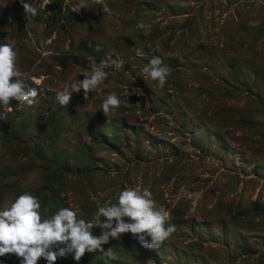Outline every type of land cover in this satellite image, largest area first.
<instances>
[{"label": "rangeland", "instance_id": "1", "mask_svg": "<svg viewBox=\"0 0 264 264\" xmlns=\"http://www.w3.org/2000/svg\"><path fill=\"white\" fill-rule=\"evenodd\" d=\"M30 3L37 15L28 20L20 0H0V43L38 92L32 105L0 108V210L30 193L51 218L60 190L63 207L90 220L96 201L149 190L170 212L171 237L148 249L121 234L102 246L114 259L85 253L79 264L94 256L92 264H264V0H109L111 14L96 0ZM153 56L172 70L164 88L142 71ZM112 60L123 66L105 69L88 99L81 90L58 103L93 64ZM112 93L122 103L106 117L101 105ZM0 264L20 261L11 254Z\"/></svg>", "mask_w": 264, "mask_h": 264}, {"label": "clouds", "instance_id": "2", "mask_svg": "<svg viewBox=\"0 0 264 264\" xmlns=\"http://www.w3.org/2000/svg\"><path fill=\"white\" fill-rule=\"evenodd\" d=\"M20 3L28 20L37 15V9L30 0H20ZM96 3L104 13L111 14L109 0H96ZM136 26L141 30L150 27L143 22ZM144 54L142 49H136L138 57ZM16 57L11 45L0 43V108L10 106L12 101L32 105L38 95L35 88L19 78ZM113 65L120 69L123 61L93 64L83 80L73 84L70 89L59 92L56 100L60 105L67 106L72 95L81 90L84 98L88 99L89 93L96 91L108 79L109 73L105 69ZM142 71L159 88H164L172 70L159 56H153ZM136 91L142 94L140 90ZM121 103L117 94H109L101 105V111L107 117ZM4 119L5 116L0 111V120ZM180 194L188 200L198 199L200 196L199 192H191L184 187H181ZM151 195L149 190L141 193L134 188L124 189L119 193L116 204L105 205L96 201L95 213L90 220H85L79 218L73 209L64 207L51 218L42 219L38 198L30 193L22 194L10 207L0 210V258L14 254L20 264H38L41 258L46 264H56L58 258L71 256L79 264L85 253H100L103 257L114 259L113 249L105 250L102 246L108 244L110 239L119 240L121 234L126 233L133 234V238L145 248L159 249L176 231V226L167 223L170 212L162 207L157 209ZM124 218H128L130 222H125ZM97 226L102 229L98 237L92 231Z\"/></svg>", "mask_w": 264, "mask_h": 264}, {"label": "trees", "instance_id": "3", "mask_svg": "<svg viewBox=\"0 0 264 264\" xmlns=\"http://www.w3.org/2000/svg\"><path fill=\"white\" fill-rule=\"evenodd\" d=\"M69 15L71 16V13H69ZM99 18H100V16H98V17H96V22H98L99 21ZM242 27H244V25L243 24H238L237 25V27L235 28V30H234V32H236L237 30H239V29H242ZM245 31H247L248 30V28L246 29V28H243ZM232 92V91H231ZM207 94H209V93H207ZM227 94V96H231V94H230V91H228V93H226ZM263 104H264V101H263ZM60 127H61V125H60ZM57 128H59V126L57 127ZM56 130V129H55ZM55 137H57L58 136V133H57V131H56V133H55V135H54ZM54 157H55V160H57V162H59V161H61V162H59V163H61V164H63V165H65V163H66V161L64 160V154H60V155H58V156H56L55 154L53 155ZM61 168H59V171L61 172ZM54 192H55V196L53 197L54 199H53V202H52V207L50 208L49 207V204H48V207H49V213H48V217H52L61 207H63L64 206V204H63V200H61V198L59 197L60 196V190H58V191H56V190H54ZM118 196H119V194H118ZM118 196L117 197H115V199H114V204H116L117 202H118ZM56 198H58V199H56ZM48 207H46L45 206V208H48ZM257 207L259 208V207H262V204H260V203H257ZM244 212H240V211H238V212H236L235 214H234V216H233V218H238L239 216H241L242 214H243ZM264 215V214H263ZM128 235L129 236H133V234H131V233H128ZM93 260L91 261V262H89V264H92L93 263V261H97L98 262V259L96 258V256H94V258H92ZM39 262H41V264H46V261H44L43 260V258H41L40 259V261ZM56 264H64V258H58V260L56 261ZM84 264H86V263H84Z\"/></svg>", "mask_w": 264, "mask_h": 264}]
</instances>
